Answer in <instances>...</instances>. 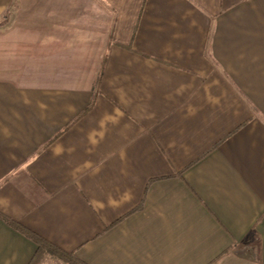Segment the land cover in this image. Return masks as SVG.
Masks as SVG:
<instances>
[{"label":"crops","instance_id":"0c3cea01","mask_svg":"<svg viewBox=\"0 0 264 264\" xmlns=\"http://www.w3.org/2000/svg\"><path fill=\"white\" fill-rule=\"evenodd\" d=\"M0 264H264V0H0Z\"/></svg>","mask_w":264,"mask_h":264},{"label":"trees","instance_id":"16d2710c","mask_svg":"<svg viewBox=\"0 0 264 264\" xmlns=\"http://www.w3.org/2000/svg\"><path fill=\"white\" fill-rule=\"evenodd\" d=\"M38 255H39V254L37 253L36 257H38ZM33 261H34V260H33ZM33 263H34V262H33Z\"/></svg>","mask_w":264,"mask_h":264}]
</instances>
